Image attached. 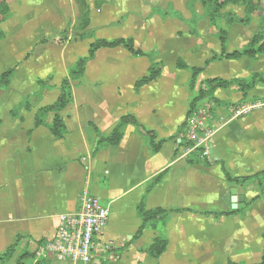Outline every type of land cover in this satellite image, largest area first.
<instances>
[{"label": "crops", "instance_id": "crops-1", "mask_svg": "<svg viewBox=\"0 0 264 264\" xmlns=\"http://www.w3.org/2000/svg\"><path fill=\"white\" fill-rule=\"evenodd\" d=\"M87 3L89 28L95 29L96 36L132 37L135 45L154 51L157 60L162 62L159 77L137 87L138 79L147 75L150 64L147 56H133L121 47L98 49L87 61L84 75L78 80L70 79L72 101L61 111L67 133L62 138H54L45 126H34L36 106L21 109L18 114L10 111L23 93L39 89L35 82L38 78L50 76L49 82L57 86L62 78L68 77V66L86 54L92 39L76 38L84 43L85 50L73 61L70 42H67L63 51L51 57V65L44 64L47 50L35 53V59H39L35 65L27 56L29 50L23 56L19 52L18 60L12 64L15 69L9 88L0 94V251L16 235H21L20 248L27 247L41 254L56 230L59 214L76 211L82 193L88 192L99 197L110 213L89 264H174L176 259L168 258L170 244L181 252L186 244L204 242L212 249H206L209 252L205 254L213 260L212 264L222 262L221 256L224 261L237 260V255L251 253L252 243L259 241L264 233V211L258 213L249 206L243 216H204L201 212L212 203L229 207L233 186L248 201L247 195L239 191L241 185L230 184L224 173L239 177L264 169V146L253 149L248 136L251 133H229L230 127L238 124L235 120L209 139L211 156L207 163L189 161L179 143L183 123L203 108L202 102H210L208 108L212 112L225 109L224 104H215L206 98L198 100L195 108L190 109L198 86H202L201 80L217 76L229 78L247 67L250 72H264V55L253 62L248 57L212 61L190 90V72L176 67L177 59L189 66H202L206 59L219 53L220 44L215 36L200 27L201 22L208 27L206 20L194 25L197 34L191 33L193 23L187 15L186 3L182 0L175 5L171 0H92L91 3L87 0ZM170 6L184 19L162 16L161 12ZM245 27L239 24L228 27L229 51L235 48L236 40L244 43L250 37L253 30L246 34ZM10 36L7 32L0 43ZM66 37L69 41L71 32ZM7 52L0 51V72L12 67L13 56ZM242 64L244 67L240 68ZM41 91L39 103L43 104L51 102L57 93L56 87ZM241 95L236 86L217 88L214 92L217 99L229 103L226 106L239 103ZM263 95L264 87H255L248 91L246 98L251 100ZM125 114L134 116L150 135L130 123L123 127L117 145L100 140ZM50 119L49 115L47 121ZM149 136L153 142L164 139L157 151ZM253 153L261 154L262 158L256 159ZM166 168L168 171L162 180L147 191L149 180ZM144 195L146 209L178 210L171 213V220L165 226L156 230L145 228L136 237L141 223L136 206ZM262 201L264 198L256 199L259 205ZM224 208L216 211H227ZM254 212L258 214L255 225ZM158 234L167 238V247L159 257H152L142 250ZM227 243L228 247L223 249ZM114 249H120V253L113 252ZM49 255L51 264H83ZM16 256L7 264H13Z\"/></svg>", "mask_w": 264, "mask_h": 264}, {"label": "trees", "instance_id": "trees-1", "mask_svg": "<svg viewBox=\"0 0 264 264\" xmlns=\"http://www.w3.org/2000/svg\"><path fill=\"white\" fill-rule=\"evenodd\" d=\"M78 16L75 22V32L73 37L79 40L92 39L88 45V50L85 55L79 56L73 63H71L68 68V77L61 79L57 86L51 84L49 81L50 76L47 78H38L35 82L39 89L32 92H25L21 96L19 102L11 109V114H18L21 109L29 110L33 106H36L34 115V126L38 127L40 125L45 126L49 133L52 134L54 138H62L65 133H67V127L65 121L61 115V111L71 103L72 101V86L70 84L71 80L80 79L85 72L87 61L95 55V52L100 48H114L121 47L129 51L133 56H147L150 62L147 75L138 79L136 85L141 86L143 84L149 83L159 77L160 65L162 62L157 60L154 51H145L140 46L135 45L132 37H119L113 39H106L102 37H97L95 34V29L89 28L90 22V9L87 0H74ZM197 5L200 7V11L196 9ZM187 9L191 12L190 20L193 23L191 28V33L197 34L196 27L194 26L197 22L201 20H206L208 27L212 28L210 30L211 35L215 36L220 44L219 53H215L212 57L206 59L202 66H189L181 59H177L176 67L182 69H188L190 72V78L188 79L189 89L192 90L197 82L198 75L206 68V66L215 60L221 59H239L241 57H248L251 62L257 60L261 55H264V9H261L258 0H189L186 2ZM235 7L240 8V13L235 10ZM11 8L7 0H0V41L5 38L6 32L2 28V24L8 17L11 16ZM162 16L177 17L181 20L184 19L182 14L175 10L173 7H168L166 10L161 12ZM256 18V26L252 31L250 37L240 46L235 47L233 50L229 51L227 49L228 43V27L232 24H239L242 26H249L253 20ZM77 30V31H76ZM67 36L65 32L64 37ZM47 38H41L36 43L42 44L46 43ZM33 50V49H31ZM30 52V51H29ZM28 52V53H29ZM29 56V54H27ZM15 67H9L8 69L0 72V94L5 92L11 83ZM202 86H198L197 94L194 96L191 102V110L195 108L196 102L200 99H208L213 101L215 104L227 105L228 102L221 101L214 96V92L217 88H228L230 86H236L242 93V101L246 99L249 90L255 87H264V72L252 71L245 73H236L229 78L222 77H210L204 78L200 82ZM56 87L57 93L54 99L49 103H39L42 99L41 90L42 88L51 89ZM229 104V103H228ZM239 104V103H237ZM209 109V108H208ZM210 110V109H209ZM223 110V109H222ZM211 111V110H210ZM212 112V111H211ZM214 115L216 112H212ZM51 116L50 121H47L48 116ZM235 120V119H234ZM233 121V120H232ZM133 123L135 129L144 130L139 122L131 114H125L120 117L117 124L107 135L100 138L102 141H107L111 145H117L121 139L122 129L126 124ZM184 129L187 126V120L183 123ZM225 127V126H224ZM146 131L150 135V131ZM151 137L149 136V140ZM164 139H159L153 142L151 139V145H153L154 151H157L161 142ZM193 145V141L189 140L186 136V130H183V136L179 146L185 150V148ZM205 148L203 146H197L185 156L189 161L196 163L210 161L209 153H205ZM176 155V153H175ZM168 168L157 173L147 184V191L151 189L156 183L160 182L162 178L167 173ZM225 179L229 181L230 184L245 186L248 183L253 185V188L257 190V193L253 196V199L264 197V169L247 176H235L231 177L229 174L224 173ZM146 191V192H147ZM145 195L142 197L141 201L136 206V212L138 218L141 220L137 234L138 237L142 230L145 228L158 229L167 224L170 219V215L176 212V208H163L156 207L153 209H146L145 207ZM249 201H244L242 204L238 205L235 210H230L231 212L241 210ZM206 212V211H205ZM110 214V213H109ZM22 236L16 235L14 241L6 246L5 249L0 251V264H7L9 260L14 257L15 252L17 256L14 259L13 264H51L52 259L50 255L44 251L37 255L36 251L30 250L27 247L20 248L18 246ZM263 240L261 253L258 259L248 263V264H264V233L261 235ZM41 240L37 241V243ZM167 247V238L162 234H158L152 239L150 245H148L142 251L147 252L152 257H159L163 254ZM113 252L120 253V249H114ZM223 264H240L235 260H227Z\"/></svg>", "mask_w": 264, "mask_h": 264}, {"label": "rangeland", "instance_id": "rangeland-1", "mask_svg": "<svg viewBox=\"0 0 264 264\" xmlns=\"http://www.w3.org/2000/svg\"><path fill=\"white\" fill-rule=\"evenodd\" d=\"M171 1H173L174 3L173 5H175V2L176 3L179 2V0H171ZM182 1L184 3L189 2V0H182ZM7 2L11 8L12 13L11 16L4 21V23L2 24V28L5 30L6 33L8 32V34H11V36L6 42L0 43V51L2 52L3 50H7L8 51L7 53H10V56L11 55L13 56L10 66H12V64L18 60L17 56L19 55V52L23 56L24 53H26L28 50L30 51L29 53H27L29 54L28 57L29 59L30 58L33 59V65H35V63L39 60L38 58L35 59L36 58L35 53L37 54L38 51L42 49L44 51L47 50L46 53L42 51V53H45V55L43 56L44 64L51 65L50 63L52 61L51 57L55 58L57 56L56 52L63 51V47L67 42H70L68 46H71V61L75 60L76 58L75 56L82 54L84 52L85 50L84 43L81 41H76V39L73 37L74 36L73 33L75 32L76 29L74 23L76 17L78 16V10L75 7L74 0H7ZM88 2L91 3L92 0H88ZM258 3L260 5L259 7L261 9H264V0H258ZM197 7L198 10L200 11L198 5ZM186 10H187V15L191 17V12L189 11V9ZM235 10L238 13H240V8L235 7ZM94 13H95V17L98 16L96 15L97 13L96 10H94ZM201 23L202 25L200 24V27L205 28L206 32L208 31L210 32V30H212V28L207 27L205 25V22L204 23L201 22ZM255 26H256V18L249 26H246L243 31H245L247 34L250 31H252L255 28ZM68 31L71 32V39L69 41L67 40V37H64L65 32L68 33ZM47 36H48V41L46 43H42V44L36 43L39 38L47 37ZM53 37L54 39H52ZM235 42H236L235 47H238L240 46V44H242L241 42H237V40ZM66 63H68V61ZM239 67L243 68L244 65L243 64L239 65ZM249 69L250 68L247 67L246 70L244 69L243 71H239L237 73L243 74L245 72V74L247 75L248 72H250ZM241 99H242V95L240 101H242ZM247 99L248 98H246L245 101L243 100L244 102L241 103L264 101V95L263 97L260 98H255V99L253 98L251 100H247ZM202 104L204 105L203 106L204 109L209 110L208 107H210L211 105L210 102H204V103L202 102ZM229 106L230 105L224 107L227 108ZM252 111H255V113H252ZM244 116H240L235 119V121H237L236 123L238 124L235 126H231L229 133H251L248 134V136L251 137V146L253 145V149H259V147L260 148L263 147L264 146V142H263L264 141V105L259 108H255L251 110L249 112V115L245 117ZM185 130H187V126L185 127L184 131ZM238 151H240V149ZM209 156H211L210 153ZM253 157H256V159L262 158L261 154L258 153H253ZM256 166H261V164H256ZM240 188H241V190H239L240 193L246 194L248 197L247 200L249 201L248 204L245 205V207H243L241 210L231 212L230 210H235L231 208V203L229 207L226 206V208L223 207L224 205L222 203H219V205L212 203L207 205L204 211L201 212V214L204 216L210 214H213L214 216H221V215L243 216L247 212L249 206L255 207V208L253 207L250 208L256 209L255 211L258 213L263 212L264 201H262L261 205H259L258 202H256V200H251L253 199V196L257 193V190L253 188V185L251 183H248V185L246 184L245 186H242ZM243 202H240L239 205L242 204ZM222 208L226 209L227 211L224 212L216 211ZM257 215L258 214H256L255 212L253 213L252 216L253 225H255L256 222L255 220ZM170 220L171 217L169 221ZM176 225L178 227V221H176ZM190 234H194V233H190ZM262 243L263 240L260 237L259 241L256 239L255 242L252 243L253 249L251 253L244 255H237V260L232 258H227L226 261L230 259V260H235L240 264H248V262H250L251 260L254 261L256 260V258H259L258 255L261 253ZM20 245L21 242H19L18 246L20 247ZM207 245L208 244H205L204 242L197 245L186 244L185 248H182V251L180 252L174 247L173 244H170L171 254H169L168 258H170L171 256L173 259H176V262L172 260L174 264H202L203 261H205V264H212L213 260H209L210 257L206 256L208 255L209 251H212V249L207 248ZM227 247H228V243L222 246L223 249ZM206 249L209 251L206 252ZM256 249L259 250V252ZM215 252H219V251L215 250ZM15 254H17V252ZM222 254L223 253L220 252V255ZM231 256H234L232 252H231ZM221 259L223 260L222 262H218L215 264H223L226 262L224 261L223 256H221Z\"/></svg>", "mask_w": 264, "mask_h": 264}, {"label": "built area", "instance_id": "built-area-1", "mask_svg": "<svg viewBox=\"0 0 264 264\" xmlns=\"http://www.w3.org/2000/svg\"><path fill=\"white\" fill-rule=\"evenodd\" d=\"M264 105V101L233 104L219 110L214 115L211 111L201 108L187 119L186 136L193 145L185 148L183 154L197 146H203L208 154L209 139L232 120L247 115L251 110ZM109 219V208L103 205L99 197L82 193L78 209L58 216L56 230L45 248L46 251L59 260L89 264L94 257V246L103 233Z\"/></svg>", "mask_w": 264, "mask_h": 264}, {"label": "water", "instance_id": "water-1", "mask_svg": "<svg viewBox=\"0 0 264 264\" xmlns=\"http://www.w3.org/2000/svg\"><path fill=\"white\" fill-rule=\"evenodd\" d=\"M244 196L239 195L236 187L230 188V202H231V208L236 209L238 207V204L240 202H243Z\"/></svg>", "mask_w": 264, "mask_h": 264}]
</instances>
